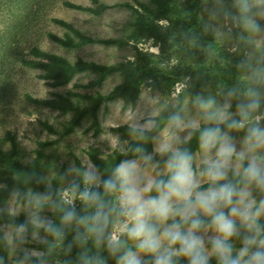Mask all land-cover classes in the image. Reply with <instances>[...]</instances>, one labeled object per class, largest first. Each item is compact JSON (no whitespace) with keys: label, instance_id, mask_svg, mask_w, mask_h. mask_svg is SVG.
<instances>
[{"label":"clouds","instance_id":"9594fccd","mask_svg":"<svg viewBox=\"0 0 264 264\" xmlns=\"http://www.w3.org/2000/svg\"><path fill=\"white\" fill-rule=\"evenodd\" d=\"M237 7L242 13L250 11L247 0H237ZM245 26L260 31L248 16ZM233 95L229 92L223 105H217L213 97L197 96L198 119L185 121L178 113L169 118L165 137L154 148L165 158L163 171L154 176L147 169L158 167L159 162L153 164V155L142 147L134 149L137 159L122 160L107 179L90 161L82 173L70 166V172L81 175L84 187L81 190V184L73 180L60 192L62 204L70 206L61 209V224L76 223V242L83 247L92 240L97 249L104 247L115 257L116 264H179L181 259L186 264H210L213 258L216 264H264V113L257 114L261 97L255 89L244 92L247 103H237L235 112L230 110ZM153 124L150 119L131 131L144 138ZM185 131L181 138L179 133ZM233 131L245 133L239 149L230 134ZM196 132L197 153L179 146ZM77 199L92 211L78 215ZM31 200L37 207L47 202L53 210L60 207L52 200L50 186ZM30 223L57 240L64 238L63 228L37 212ZM15 233L22 241L26 225H19ZM37 237L38 232H33V238ZM6 239L14 243L10 235ZM80 262L106 264L98 254L86 251L80 254Z\"/></svg>","mask_w":264,"mask_h":264},{"label":"rangeland","instance_id":"374dc122","mask_svg":"<svg viewBox=\"0 0 264 264\" xmlns=\"http://www.w3.org/2000/svg\"><path fill=\"white\" fill-rule=\"evenodd\" d=\"M149 1L97 0L98 4H103L105 8L100 14H91L63 5L64 2H71L82 7L96 8L97 5L91 0H0V145L5 151H9L10 142L6 140V135L10 133L17 143L18 159L22 163H30L38 148L37 144L50 143L41 149L43 158L40 164V175L46 185H50L51 181L59 176L61 192L76 177L77 172L69 171L70 166L75 167V159L81 162L84 169L87 167L90 161L85 154L87 149L96 148L101 155L105 156L106 151L111 148L110 144L116 147L120 143L124 144L122 142L124 140H119V143L118 133L113 132L112 128L132 121V113H129L131 105H124L121 100L103 103L98 110V120L103 132L97 136L93 135V130H87L90 124L88 117L82 120L75 132L63 135L62 129L71 118V113L63 114L30 103L26 100V95L34 99L52 98L53 94H66L69 91L104 95L119 84L122 78L118 74H112L100 86L85 88L90 81L97 78V75L90 72L81 73L76 75L68 85L52 89L39 78L42 74L40 70L28 69L22 65V61L31 57L30 51L35 47L47 53L60 55L71 62L82 59L109 65L133 60L135 52L132 45L117 47L94 43L68 49L53 42L48 35L62 37L66 33L63 27L54 22V19H57L70 23L83 34L98 41L125 37L132 20V12L125 5ZM176 3L186 18L184 21L188 24L185 26L187 32H183L184 38L179 46H173L170 42L161 44L150 38H143L136 44L139 50L161 58V66L167 68L183 64L211 65L215 61H220L229 67L237 66L243 75L242 79L247 84L264 85V66L261 65L262 50H264V0H252L249 3L250 11L243 18H239L233 12L237 0H176ZM246 16L251 17L256 24L263 23V25L260 31H255L242 40L240 38L242 32L248 29L245 26ZM159 25L166 30L171 27L167 20L159 21ZM168 32L174 37L179 36V31L175 33L173 28ZM193 78L192 73L176 83L183 85L179 93L176 91V84L163 91H151L144 88L140 105L146 106V109H142L139 117L144 120L176 106L179 94L189 87ZM229 92L233 91L215 83H208L197 90L198 96L205 99L213 97L217 105H223L226 100H229ZM194 101L195 99H192L189 94L183 97V109L180 116L185 121L199 118ZM230 103L232 112L236 111L237 103H247L244 92L237 94L234 92ZM111 106H115V114L109 115ZM261 113H264L263 100L257 114ZM44 122L53 128V133L42 126ZM244 135L243 131L234 133L238 149L241 147ZM35 194L42 193L29 191L24 201L19 203L16 201L17 192H13L3 209L16 216L23 215L28 221L32 213L37 212L40 217L52 222L53 209L49 206L51 202L42 203L40 207H37L31 200ZM17 227L9 225L0 227L5 237L6 234L10 235L14 242L10 244L8 241L9 264H21L15 261L17 252L30 257L43 256L44 251L32 245H47L46 239L40 233L34 239L33 232H26L21 241L15 233ZM16 240L30 246L18 245ZM23 264L30 263L23 262ZM42 264H61V262L55 259Z\"/></svg>","mask_w":264,"mask_h":264},{"label":"trees","instance_id":"16d2710c","mask_svg":"<svg viewBox=\"0 0 264 264\" xmlns=\"http://www.w3.org/2000/svg\"><path fill=\"white\" fill-rule=\"evenodd\" d=\"M93 4L97 5L96 8L82 7L71 2H64L63 5L70 9L85 11L91 14H100L105 6L98 4L97 0H91ZM252 0H247L249 3ZM132 12V20L128 25V33L125 37L110 40H95L80 30L76 29L70 23L63 20L54 19V22L63 27L66 33L62 37L49 34V38L63 48H78L88 44L103 43L105 45H115L117 47H124L132 45L135 57L133 60H124L115 64L101 65L94 62L84 61L78 59L71 62L68 59L41 51L38 48H33L30 51V58L23 60L22 65L28 69L40 70L42 74L40 79L44 80L50 88H59L68 85L76 75L81 73H95L97 78L90 81L85 88H93L100 86L107 77L112 74H118L122 81L114 86L107 94L95 95L81 94L79 92L69 91L66 94H53L52 98L34 99L26 95V100L35 105L56 110L63 114L71 113V118L62 129L63 135H68L81 125L83 119L88 117L90 124L87 130H93V135L97 136L103 132L99 120L98 110L103 103L121 100L125 105H133L139 98L141 91L148 88L151 91L164 90L173 87L183 77L193 73L194 78L190 82L189 87L182 91L178 96V103L175 107L168 109L153 118L155 122L151 131L144 132V138H141L139 133H132V127L129 125H119L112 128L113 132L118 133L120 140H125L127 146L124 150L115 149L107 155H101L100 151L96 148H89L85 151L86 156L92 164L99 170V175L102 179H107L111 176L114 168L125 159H137L138 154L134 152L136 147H142L146 154L153 155V164L159 162V169L163 165L164 157L153 152L152 139L157 135L163 127L169 123V118L174 114L181 112L182 101L184 95L189 94L192 99H195L198 94L197 90L204 87L208 83H215L217 85L226 87V89L237 93L246 92L249 88L255 89L260 93L261 100L264 104V85L247 84L242 79L241 70L237 66L229 67L220 61H215L211 65L196 64L195 66L183 64L173 68L161 66V58L154 56L151 53L139 50L136 44L143 38H150L153 41L161 44L171 43L173 46H179L180 41L183 40V32H187L188 26L186 19L182 14L176 0H150L148 3L137 2L135 5H125ZM233 12L243 18L246 13H242L237 7H234ZM167 20L170 29H174L175 33L179 31V36L174 37L168 30L162 29L159 21ZM259 28L263 23H257ZM251 28L242 32V40L252 34ZM264 66V50H262ZM42 126L49 132L53 133V128L47 124L42 123ZM203 127V124H201ZM227 131V129H225ZM235 131L230 134L234 136ZM199 133L193 134L192 139L187 144H181V147H187L192 153L199 150L198 143ZM6 140L10 142L9 151H5L0 145V227L2 225L19 226L26 225V232H38L47 241V245L34 244L35 248H40L44 251L43 256L30 257L22 252H17L18 256L15 258L16 262L23 261L30 264H42L51 262L58 259L61 264H81L80 254L87 252L88 255H99L106 261V264H116V258L109 256V253L104 247L97 249L92 240H89L85 246H81L75 240L77 225L73 222L69 226L61 224V217L64 214L61 209H67L70 206L63 205L60 198V177L57 176L51 181L50 185H46L40 175V164L43 158L41 149L48 146V142H39L35 150V156L30 163H22L17 157V143L10 133H7ZM75 167L80 173L83 172L84 166L78 159H75ZM76 182L81 184L83 190V182L81 175L76 174ZM49 186L52 193V200L60 205L59 208L53 210L52 223L55 227L63 228L65 233L62 241L57 240L51 234L45 233L43 229H35L30 221L26 220L23 215H14L3 207L9 200L13 192H17L16 201L21 203L24 201L26 194L29 191H37L46 193L49 191ZM207 185H205L206 187ZM103 192V189H100ZM108 199H113L108 197ZM52 208V203L49 205ZM76 210L78 215L89 214L92 209H86L81 201L76 202ZM53 209V208H52ZM262 223V222H261ZM83 229L81 228L80 231ZM238 241V240H236ZM16 243L21 246H30L18 240ZM131 245L132 242L129 241ZM69 245L71 248L69 250ZM236 247H240L237 245ZM57 249V251H56ZM135 250V248H133ZM120 255V254H118ZM10 245L6 239L4 232L0 228V264H9ZM179 264H186L183 259ZM210 264H216L213 258Z\"/></svg>","mask_w":264,"mask_h":264},{"label":"crops","instance_id":"0c3cea01","mask_svg":"<svg viewBox=\"0 0 264 264\" xmlns=\"http://www.w3.org/2000/svg\"><path fill=\"white\" fill-rule=\"evenodd\" d=\"M141 93H142V91H141ZM141 93H140V95H139V98H138V100L134 103V105H131V107H130V111H129V113L131 114L132 113V121H130V123H126L125 125H129V126H131V127H133V126H135V125H144V124H146L147 123V121L148 120H152L153 118H155L156 116H158V114L157 115H155V116H151V117H147L146 119H142V117H139V114H141V112H142V109H146V106H141L140 105V100H141ZM125 105V104H124ZM137 105H139V106H137ZM182 105H183V103H182ZM132 106H134V108H132ZM175 107V106H174ZM114 108H115V106H111V109L112 110H110L109 111V115H112V114H115V110H114ZM182 107H181V112H182ZM181 112L179 113V115H181ZM163 113V112H162ZM153 121V120H152ZM154 122V121H153ZM154 125H155V122H154V124H153V127H154ZM119 126V125H118ZM168 128V124H166L164 127H163V129L157 134V135H155L154 137H153V139H152V144H153V152H154V148H156L157 146H158V144L164 139V137H165V129H167ZM179 135H180V137L181 138H183L185 135H187V132L185 131V132H181V133H179ZM120 140V136L118 135V141ZM121 141V140H120ZM120 141H119V143H120ZM122 142H124V144H121L120 143V145L118 146V147H116L115 145H113V144H110V146L109 147H111V148H109V150L108 151H106L107 153H106V155L107 154H109V153H111L113 150H115V149H120V150H124L125 148H126V146H127V142L124 140V141H122ZM180 146V145H179ZM199 151V150H198ZM198 151H196L195 153H197ZM155 153V152H154ZM163 167H164V165H162L159 169H155V167H149L148 169H147V173H148V175H151V176H154V175H156L157 174V172H162L163 171ZM261 222L262 223H264V221L263 220H261ZM234 243L236 244V246L237 245H240V242L239 241H234ZM238 248V247H237ZM135 251V250H134Z\"/></svg>","mask_w":264,"mask_h":264},{"label":"built area","instance_id":"2783aa9c","mask_svg":"<svg viewBox=\"0 0 264 264\" xmlns=\"http://www.w3.org/2000/svg\"><path fill=\"white\" fill-rule=\"evenodd\" d=\"M182 87H183V85L182 84H176V91L179 93L180 92V90L182 89ZM77 201H80L79 199H77ZM75 205H76V203H75Z\"/></svg>","mask_w":264,"mask_h":264}]
</instances>
